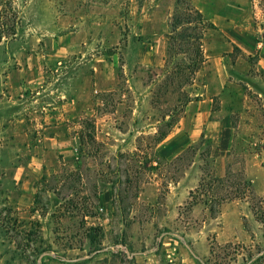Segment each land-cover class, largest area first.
Returning a JSON list of instances; mask_svg holds the SVG:
<instances>
[{"label": "rangeland", "instance_id": "rangeland-1", "mask_svg": "<svg viewBox=\"0 0 264 264\" xmlns=\"http://www.w3.org/2000/svg\"><path fill=\"white\" fill-rule=\"evenodd\" d=\"M176 3L0 0V264H264V71L211 21L264 0Z\"/></svg>", "mask_w": 264, "mask_h": 264}, {"label": "crops", "instance_id": "crops-1", "mask_svg": "<svg viewBox=\"0 0 264 264\" xmlns=\"http://www.w3.org/2000/svg\"><path fill=\"white\" fill-rule=\"evenodd\" d=\"M234 8L232 4H226L216 11L211 21L213 25L226 36L231 43H233L238 49H240L246 55L257 56V63L260 68L264 71V42L258 43L254 32L245 25L238 24V20L242 18L243 7ZM191 139L187 136L182 138L180 141L168 144V154H173L175 148L180 145H189ZM175 154V153H174ZM177 154V153H176ZM176 155H174L175 157ZM171 251V250H170ZM168 255V264H193L195 260H202L206 257L209 252H193L188 249L186 257L183 256L179 259L175 251H171Z\"/></svg>", "mask_w": 264, "mask_h": 264}, {"label": "trees", "instance_id": "trees-1", "mask_svg": "<svg viewBox=\"0 0 264 264\" xmlns=\"http://www.w3.org/2000/svg\"><path fill=\"white\" fill-rule=\"evenodd\" d=\"M178 5H179V0H177L176 8L179 7ZM189 16H190V13L187 12L186 23L190 22V19L188 18ZM182 23H183L182 19H174V22L171 25L172 34L170 35V40H172V43H176L177 39L179 38L181 39L184 36H187L185 35V33L183 34L184 31H181V30L178 31L179 29L178 26H181ZM227 178H228L227 175L225 178H216L215 181L212 182L211 185H209L210 188L206 187L205 193L203 194V196L206 198L205 205L208 206V209L212 217H214V215H216V213L218 212L217 208L221 201L229 200L231 198H236L238 197L239 194H242L244 190L245 183L243 182L242 178L237 179V182H231V186L230 184H225V182H228ZM202 184L203 182L201 183V185H199L200 189L203 188ZM226 187H229V188H226ZM223 189H224V192L222 193L221 191Z\"/></svg>", "mask_w": 264, "mask_h": 264}]
</instances>
